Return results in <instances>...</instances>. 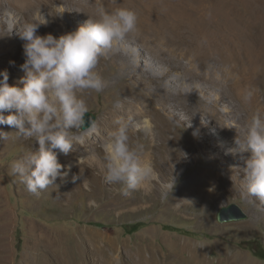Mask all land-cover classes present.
Masks as SVG:
<instances>
[{
  "label": "rangeland",
  "instance_id": "rangeland-1",
  "mask_svg": "<svg viewBox=\"0 0 264 264\" xmlns=\"http://www.w3.org/2000/svg\"><path fill=\"white\" fill-rule=\"evenodd\" d=\"M15 2L11 6L5 1L0 11V72L7 69L9 85L21 88L25 73L15 64L25 62L24 51L14 58L5 52L4 43L9 39L25 43L17 32L27 22L26 16L31 20L41 13L48 21L41 27L49 28L41 36L50 33L57 38L77 30L90 17L98 18L101 8L134 10L138 24L135 32L101 59L97 70L105 89L81 93L97 117L98 133L76 144L67 155L56 150L62 165L74 164L67 179L58 177L55 185L39 195L28 192L10 164L38 151L39 144L35 138L18 136L15 128L0 125L9 133L6 140L0 139V264H264V257L255 253L264 254V200L245 199L244 164L234 152L236 136L229 129L233 123L244 126L257 111L264 114V0H56L53 8L39 4L36 10ZM54 17L64 20L63 26L51 27ZM160 42L176 46L182 57L177 67H163L171 75L160 84L147 87L127 73L121 75L124 59L111 60L124 47L131 50L129 61L137 57L139 69L146 70L151 60L143 43ZM204 55L208 61L204 71L213 70L219 77L228 71L227 79H238L241 86L226 85L218 91L198 81L202 87L179 85L170 90L175 94L195 90L197 100L210 103L215 116L204 112L209 109L200 108L195 98H182L174 111L149 94L156 87L165 90L176 74L189 79V63L199 68L198 58ZM259 68L263 80L257 81ZM248 88L257 90L251 102L244 100ZM129 101L138 102L141 118L134 117ZM182 106L189 108L186 117ZM110 115L140 123V130L131 134L132 142L143 145L142 160L157 173L153 187L125 196L121 184L106 182V169L91 152L98 156L103 152V142L98 140L108 136ZM173 175L176 187L162 202L159 182ZM210 186L217 196L212 204L184 201L185 191ZM232 204L247 219L219 222V211Z\"/></svg>",
  "mask_w": 264,
  "mask_h": 264
},
{
  "label": "clouds",
  "instance_id": "clouds-1",
  "mask_svg": "<svg viewBox=\"0 0 264 264\" xmlns=\"http://www.w3.org/2000/svg\"><path fill=\"white\" fill-rule=\"evenodd\" d=\"M47 23L40 13L18 29L17 35L25 42V62L20 66L25 75L19 81L23 87L9 85L7 69L0 72V125L15 128L18 136L35 138L39 144L38 151H30L10 164L12 174L34 195L55 185L58 177L68 176L71 165L59 162L57 149L67 155L76 144H83L85 138L98 133L96 119L91 116L85 119L90 110L81 93L105 89L106 82L97 67L102 58L137 30L138 14L127 8L112 12L101 8L98 18L90 17L77 30L59 38L50 33L37 34ZM255 91L245 90V102H251ZM5 112L10 114L5 116ZM116 123L117 129L101 145L102 158L95 152L92 157L101 159L106 182L121 184L123 195L130 196L158 176L152 164L142 160L143 145L132 142L131 134L140 130V123L132 118ZM147 123L145 120L144 124ZM229 128L236 129L234 152L244 164L245 199L264 200V114L257 111L244 126L233 123ZM8 136L9 133L0 130V139L6 140ZM159 184L161 200L167 201L176 187V177L173 175Z\"/></svg>",
  "mask_w": 264,
  "mask_h": 264
},
{
  "label": "bare ground",
  "instance_id": "bare-ground-1",
  "mask_svg": "<svg viewBox=\"0 0 264 264\" xmlns=\"http://www.w3.org/2000/svg\"><path fill=\"white\" fill-rule=\"evenodd\" d=\"M5 1H8V3L11 6H13L12 2H15L16 0H0V11H2V8H4L5 4H3V3ZM17 1L19 3L20 2L21 3H26L27 6L30 9L36 10L38 8L37 5H39V4H48L51 8H53L56 0H17ZM26 15H28V14H26ZM26 20H27V22L30 21V19L27 16H26ZM62 21H64V20H58V19H55V17H54L53 18V23L51 24V27H53L54 24H58V25H62L63 26V22ZM262 26L264 27V25H262ZM47 28L48 27H45V26L44 27H40L38 29V33L37 34L41 35V32L43 31V29H47ZM262 31H263V29H262ZM2 34L4 35V33H2ZM61 34H63V32ZM4 36H6V35H4ZM127 42L128 43H133L131 40H127ZM23 44L24 43H16L14 41L12 43L10 41V39H9L7 42L4 43L5 46L4 45L3 46H4L5 52L11 53L12 57H14V58H18L20 56V54L23 53V51H24L23 50ZM143 46L147 50H149L148 51V55H149V58L151 60V63L148 62V64H146L148 69H146V70L139 69L137 57L136 58L134 57L131 61H129L128 58L132 54L131 50H128V49L122 47V48H119V52L114 53L112 58H111L112 61L116 60L117 57H122L124 59L122 61V63L120 64V69H119L120 70V74L121 75H125L124 73H127L128 75H130L132 77V79H135L136 81H138V83H142V84L146 85L147 87L153 86V84H156V83L160 84V83H162V81L164 79L170 78V75H171L170 71L169 70H165L164 71L163 67L165 65H167V64H168V66H176V64H178L181 61L182 57H179V55L177 54L176 49H175L176 46L174 48L173 44L166 43V42H160V43H157V44H154V43L153 44L143 43ZM198 55H200V54H198ZM206 59H207L206 55H204V57L200 56V58H198V61L200 63V67L199 68H196V67L192 66L191 62L189 63L190 67L186 68V70L188 71V75H190L189 79L182 78V77L179 76V74H176L173 78H171L168 81V83H170V86L166 87L165 90L161 89L160 87H156V91H154V92L152 91L151 92V90H149V94L154 97L156 102L164 104V106H166V108H168L170 110L176 111L177 105L178 104L179 105L182 104V102H180L182 100V98H190L191 97V98H193V99L195 98V100H197V99H199L198 98V94L195 92V90H191V89L185 90V91L178 90L179 93L175 94V93H173L170 90V88H173V89L174 88H178L179 85L183 86L184 88H186L188 86H195V87L199 86V87H202L203 84H201V82H198V81L206 82L210 87H213V88H215L218 91L224 90L226 85H227L228 88L229 87L231 88V87H234V86L235 87L241 86V82L238 79H235L236 82L233 79H231V78H230V80L227 79V78H229L228 71H223L222 72L223 75H221L220 77L217 76L216 73L213 72V70H208L207 69L208 71L207 70L204 71V69L206 68L207 63H208V61ZM23 63H24L23 61H19V64L17 63L18 65L15 64V66H20ZM256 72H257V75H256L257 81L263 80V77H262L263 74H261V68L257 69ZM227 74H228V76H227ZM232 78H234V77H232ZM167 86H168V84H167ZM138 95H140V93ZM136 98H137V96H136ZM170 100L171 101L174 100V101H176V103H174L173 105H169L168 106L167 102L170 101ZM217 101H219V100H216V102ZM132 102L129 101L127 103V105L129 107H131V109L134 110V117L135 118H139V117L141 118L142 117V112H139L137 110V109H139V108H137L138 104H136L138 102H136L135 104H134V102L133 103ZM197 102L200 104V108L209 109V111L208 110L207 111L203 110V111L208 113V114H210V116H212V115L215 116L217 114L215 109H213L212 107L209 106L210 103L202 102L200 100H197ZM182 107H183L182 110H183V112H185V117H186L187 116L186 112L188 111L189 108L187 106H182ZM224 113H226V112H224ZM117 120H120V119L110 115L108 126H107V129H109L108 130V135H109V133H111V132H113V131H115L117 129V127H118V124L116 123ZM121 120H123V119H121ZM222 126H223L222 130L224 131V128L226 126H224L223 123H222ZM144 129L148 130L147 127H145ZM233 134L235 136L237 134L235 128H233ZM104 141L105 140L102 141L100 138L98 140V142H104ZM94 150H95V147H94ZM97 150H98V148H97ZM94 152H96V151H94ZM92 153L93 152H91V154ZM85 156L88 158L87 160H90V157H89L88 154H85ZM102 156H103V152H101V154L99 153V157L102 158ZM68 165H71V170H70V172H69L67 177H69L72 174V172L74 171V164L73 163H67L66 166H68ZM241 166L243 167V165H241ZM65 170H67V168H65ZM67 177H64V178L67 179ZM153 186H154V182L152 181L150 183L145 184L143 187H145V189H147L146 187H153ZM143 187H141L140 189H142ZM210 188H214V191L210 192L209 191ZM210 188L209 189L208 188H205V189L203 188V189H199V190L189 189V190L185 191L184 201L185 202H189L190 201L191 203L212 204V202H214V200H215V197H217V196H216L215 187L210 186Z\"/></svg>",
  "mask_w": 264,
  "mask_h": 264
},
{
  "label": "water",
  "instance_id": "water-1",
  "mask_svg": "<svg viewBox=\"0 0 264 264\" xmlns=\"http://www.w3.org/2000/svg\"><path fill=\"white\" fill-rule=\"evenodd\" d=\"M89 116L93 117L97 121V117L93 113L86 114V121ZM245 219H247V215L237 205L234 204L228 207H223L218 213V221L221 223L241 221Z\"/></svg>",
  "mask_w": 264,
  "mask_h": 264
},
{
  "label": "trees",
  "instance_id": "trees-1",
  "mask_svg": "<svg viewBox=\"0 0 264 264\" xmlns=\"http://www.w3.org/2000/svg\"><path fill=\"white\" fill-rule=\"evenodd\" d=\"M255 253L259 255V257H264V254H258L257 251H255Z\"/></svg>",
  "mask_w": 264,
  "mask_h": 264
}]
</instances>
